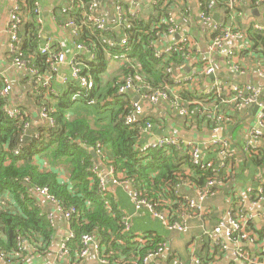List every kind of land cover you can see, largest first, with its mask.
<instances>
[{
    "label": "trees",
    "instance_id": "obj_1",
    "mask_svg": "<svg viewBox=\"0 0 264 264\" xmlns=\"http://www.w3.org/2000/svg\"><path fill=\"white\" fill-rule=\"evenodd\" d=\"M92 1H70L67 10L70 21L74 23L72 29L77 31L76 46L82 44L87 47V51H76L74 57L82 65V76L92 77L95 85L87 91L77 80L71 79L65 95H49L54 99L53 104H49L48 100L40 102L41 108L46 107L54 119V127L44 125L37 130L31 124V128L26 127L30 120L24 113L18 118H11L8 98L1 95L5 85L4 76L0 74V253L6 256L9 264H28L32 253L34 256L44 255L54 242V225L37 197V191L43 189H47L48 194L60 203L64 214L70 213L72 217L69 225L73 238L67 242L62 257V260L65 259L63 262L67 260L66 264L81 263L82 237L86 235L94 237L100 244L101 259L108 264H143L149 254L164 245L159 235L149 233L139 237L140 234L126 231L124 214L114 202L110 189L102 191L95 168L113 169L117 179L131 183L140 198L155 213L167 214L170 222H180L183 214H192L188 209L191 191L205 188L210 181L221 183L214 186L211 192L231 197L235 211H248L245 200L237 193V182L245 176V171L258 180L259 186H264V143L248 151L232 149L222 159L217 157L216 152L212 154L206 149L202 151V161L195 164L188 147L183 146L180 151L162 148L143 153L140 150V146L146 143L143 129L151 124L154 131L160 120L143 114L137 123H126L134 110L131 92L150 95L163 90L168 100L162 105L170 111L176 112L172 105L175 99L181 108L190 112L198 108L192 115L181 116L186 124L210 130L222 126H228L230 130L236 127L234 137L238 135L240 115L235 104L225 102L229 99L227 91L207 95L193 89V82L186 81L179 95L173 93L174 75L183 73L193 50L187 43L165 51L162 40L174 25H180L177 19L174 23H165L163 18L168 20V16L180 8L183 15L190 13V0H159L153 13L127 17L119 37L116 28L101 33L86 24L85 13ZM98 1L101 5L110 2ZM198 1L201 11L207 14L212 0ZM215 1L214 10L220 8L229 13L228 0ZM250 1L249 4H255L258 0ZM35 3L36 0H21L25 10L32 9L29 17L32 19L21 31L18 50L14 56L10 54V60L19 57L29 61V67L39 74L48 75L52 54L45 55L39 50L41 42ZM113 5L114 8L119 5L125 11L130 8L118 1ZM245 5H248L247 1ZM240 6L242 8L243 3ZM223 26L226 27L225 24ZM247 34L250 48L241 50L239 57L252 55L259 65L264 66V32L252 27ZM217 36H222V32L214 33L213 37ZM124 38L127 44L122 49L109 47L110 42H121ZM160 50L164 52L157 57ZM51 53L56 51L51 49ZM118 54L126 56L122 71L107 80L103 76L109 69V61ZM201 65L198 63L197 67L202 68ZM26 73L27 79L31 76L34 79L32 84L36 87L32 90L38 99H44L46 91L43 84L37 82L30 72ZM128 78L136 86L133 91L120 94L119 90ZM74 95H79V99L73 100ZM89 102L94 104L89 105ZM71 111L75 114L73 119L69 117ZM214 115L222 116V119L216 120ZM37 134L39 139H36ZM20 146L22 150L16 155L15 151ZM99 149L101 155L97 154ZM91 150L96 156L91 154ZM41 153L50 154L52 169L65 168L67 181L60 179L54 170L39 168L35 158ZM205 155L208 158L204 159ZM223 163L226 167H222ZM229 166L232 167L230 170ZM187 185L193 189L187 188ZM250 199L252 202L258 200V191H253ZM247 233L264 238V224L251 220ZM238 236L235 234V237ZM207 246L209 251L204 249L197 258L200 264H215V258L223 256V253L209 242Z\"/></svg>",
    "mask_w": 264,
    "mask_h": 264
},
{
    "label": "crops",
    "instance_id": "obj_2",
    "mask_svg": "<svg viewBox=\"0 0 264 264\" xmlns=\"http://www.w3.org/2000/svg\"><path fill=\"white\" fill-rule=\"evenodd\" d=\"M15 1L16 0H0V74L8 79L12 87L7 103L9 108L19 109L21 114H26L30 120L29 123L32 128L37 130L44 125L49 126L48 122L42 117L40 102L42 100H48L49 104H53L54 99L51 98L52 96H49L50 94H56L59 97L65 95L70 86L71 79H73L72 70L68 64H63L56 73H49L48 75L44 74L47 77L50 75L52 79L47 87L42 85L46 91L44 99H38V95L32 90V88L36 87L35 84H32L34 82L32 76L27 79L28 73H26V71L18 70L14 67L13 60H10L9 44L11 36L8 27L10 25ZM115 1L130 6L131 8L139 9L142 11V14L145 13L149 15L153 13L154 6L152 5L151 0H110V5L109 3L101 5L97 14L98 16L105 18L111 27L114 29L116 28L115 31L117 32V37L120 36L122 28L117 30L120 26L117 25L116 21V13L113 5ZM246 1L248 2V5H245ZM69 2L70 0H36L34 7L39 9V13H37L35 9V12L37 13L35 18L37 21H41L40 24L37 22L39 27L38 37L41 42L39 48L40 52L42 47L49 45L50 51L53 49L56 53H64L66 54L67 59L71 61L76 55L74 53L77 51V46L73 29L69 26L72 21H70L69 14L65 13V10L68 9ZM249 2L251 1L239 0L238 8L241 13L237 17H234V13L231 11L227 13L224 9H215L213 12V22L211 24H205L200 18L201 8L199 7V1L190 0V6L188 8L190 13L185 12L183 15L181 8L176 9V11H173L172 13L173 18L177 19V23L180 25L178 32L174 35L168 34L161 42L162 46L169 48L181 44L180 41L183 38H188L191 41L190 47H192L193 52L185 65L183 73L178 74H182V77H188L191 75L192 70H202L210 61H213L215 64L216 76L221 79L222 83L227 87V97L229 98L227 100L231 104H234V101L230 92H233L235 87L254 85L264 88V81L256 74L257 69L264 68V66L259 65L256 57L249 55L247 58H239V62L243 66L244 71L242 75L236 74L228 67L226 59L223 57V53L221 54L210 49L212 37L214 35L213 28L215 25L222 24H225L227 27H233L236 33H240L238 47L242 50L250 48L247 32L254 27L255 24L264 23V3L257 6V4H249ZM240 3H243L242 8ZM26 6L28 7V5ZM21 10V20L23 24L20 27L19 34L25 29V24L32 19V17L29 18L32 9L25 10L22 6ZM216 15L219 16L218 21L214 19ZM198 63L202 64V68L197 67ZM123 64L124 60L110 59L109 69L103 77L110 80L117 76L122 71ZM214 82L215 77L201 75L193 82V89L195 88L199 92L202 91L206 93L213 86ZM180 92L181 87L179 90L174 88V95H179ZM130 95L133 99V103H140L143 105V114L158 121L160 120V123L158 122V126L153 133L150 134V136H145V144H150L167 136H174L183 142L184 147H188V143H194L198 145L201 152L208 149L212 154L216 152L217 157L222 159V150L225 153L230 152L232 149L236 151H245L247 145H252V148H257L264 143L263 140L256 138L252 133V131L258 128L257 122L261 111L255 113L249 109L250 106L240 110L238 109L241 129L239 130L238 135L234 137L236 127L232 130H230L228 126H222V128L216 127L214 130L207 128L199 129L193 124H186L185 120L177 113V111H170L165 105H162V103L152 105L145 102L143 98H141L144 94L140 95L137 94V92H131ZM136 98L139 99L137 102H135ZM78 113H76V115ZM69 117L71 119L75 117L73 111L70 112ZM213 142L226 143L228 147L221 148L220 145H211ZM49 157V153H41L35 158V163L39 165L41 170L56 171L60 179L67 181L68 175L65 168L60 167L52 169L50 163L51 158ZM206 158H208L207 155L204 156V159ZM100 170L104 176L107 175V169L100 168ZM244 173L245 176L237 182V193L239 197H242V199L245 200L248 210L247 212L256 216L255 220L257 224H261L262 222L259 216L262 214V207L254 205L250 199L251 193L255 190L257 191L260 187L259 182L257 179L251 178L248 171H245ZM107 184L109 185L108 187L110 188L114 202L124 214L123 219H126L130 226L129 232H132V234L135 235L140 234L141 236L142 234L152 233L159 235L163 239L165 251L162 255V261L165 264H172L173 261L191 264L193 258L198 257V254L204 249L205 251H209L207 246L208 242L213 248H217L220 253H223V256L215 258V264H241V260L234 254L237 245L227 243L229 250L224 251L217 246L215 240H210L205 235V231L212 230L223 218L228 208L227 201L231 200L233 202L231 197L224 196V194H217L216 197L209 199L205 203L204 213L201 212L197 217L190 218L189 232L180 233L170 231L147 207L138 209L131 199L130 194L132 185H111L109 176L107 177ZM187 188L191 190L193 189L191 186H188ZM196 190L191 191L190 194L192 197H190L189 200L196 199ZM37 197L39 198L38 201H40L47 216L49 217V215H53L52 223L54 224L56 234L54 242L48 251L44 255L37 254L34 256L32 253L28 264L58 261L61 244L63 240L71 234L69 222L66 220L64 214L56 212L54 205L48 202L44 197L40 195H37ZM8 198L10 199V196H8ZM220 239L224 240V235H221ZM248 249L252 255L256 256L258 254L255 247L251 246ZM64 260L61 259L60 263L66 264L65 262H67V260L63 262ZM0 263L7 264L1 261ZM80 264H100V262L99 258H97L94 252L91 251L87 257L83 258ZM143 264L151 263L144 262Z\"/></svg>",
    "mask_w": 264,
    "mask_h": 264
},
{
    "label": "built area",
    "instance_id": "obj_3",
    "mask_svg": "<svg viewBox=\"0 0 264 264\" xmlns=\"http://www.w3.org/2000/svg\"><path fill=\"white\" fill-rule=\"evenodd\" d=\"M72 3L75 2V0H70ZM159 0H151L152 5L155 7L158 4ZM239 0H228V8L231 12L234 13V17L239 16L241 13L238 8ZM264 3V0H258L255 4L257 6L262 5ZM216 4L215 0H212L209 3L208 9L210 10L207 14L200 12V18L201 21L205 24H211L213 22V12H214V6ZM199 7L201 8V4L199 3ZM101 8V3L98 0H93L92 3L89 6V9L86 10L85 17L87 19L86 24L90 28H94L99 30L101 33L103 32H110L113 28L108 24L107 20L105 18H102L98 16L97 12ZM22 4L21 0H16L15 5L13 8L12 16L10 25L8 27L9 34L11 36V41L9 44V50L10 54L14 56V54L17 52L19 44H20V27L23 24L21 20V10ZM116 13V21L117 25L123 28V23L126 22L127 17H138L142 14V11L136 8H129L127 11H125L121 6L117 5L114 8ZM36 12L39 13V9H36ZM65 13H69L67 9L65 10ZM168 20H165L163 18V21L165 23H174L175 19L173 18V14H170ZM39 24L41 23L40 20H38ZM69 26L72 28L74 26L73 22H70ZM254 29L260 32H264V23L263 24H255ZM179 30V27L174 25L173 28H171L170 33L171 35H174ZM217 32H222V36L212 37V44L210 46L211 50L217 51L219 53H223V57L226 59L227 65L229 68H231L236 74L242 75L243 74V66L239 62V52L242 50L238 47V40L240 33H236V31L233 29V27H224L222 25H215L213 28V34ZM73 34L74 36L77 35V31L75 28H73ZM181 44H187L189 43L191 46V41L188 38H183L180 41ZM127 44L126 38H124L121 42H110L109 47L111 49L119 48L122 49ZM173 47L165 48V51H170ZM249 48L245 49L248 50ZM77 51H87V47L85 45L79 44L77 45ZM163 50L157 51V57H160L163 54ZM42 54H52L50 56L51 64H50V74L56 73L60 66L63 64H68L71 67L72 70V76L73 79L77 80L80 83L81 88L91 91L94 88V80L92 77L82 76V65L81 63L77 62L76 57H73L71 61L67 59L66 54L64 53H51L50 46L46 45L41 48ZM126 56L124 54H118L111 58V60H125ZM29 61L20 59L19 57H13V65L20 71H27L30 72L33 76L36 77L37 82L42 83L44 86H48L50 84V80L52 79L49 75V77L45 76L44 74H39V72L33 68L29 67ZM168 72H171V70H168ZM257 76L264 81V68H259L256 71ZM206 75V76H214L215 82L213 86L206 92L207 95L210 94H220L221 91H227V87L222 83V80L219 79L216 76L215 72V64L213 61H210L208 65L204 67L202 70L194 69L191 71V75L186 77L182 74H176L174 75L175 81V88L178 90L180 87L183 86V83L186 81L194 82L199 76ZM4 89L1 92V95L4 98H8L11 94L12 87L10 85V82L8 79L4 77ZM134 81L131 78H128L125 84L120 88L119 92L120 94H127L129 91H133L134 87ZM176 96L178 94H175ZM230 95L234 101V104L236 105V109L240 110L245 107L249 106H259L261 108V113L258 118L257 122V129L252 131L254 136L260 140H263L264 137V101L262 98L264 97V88L257 87L254 85H243L241 87H235L233 92H230ZM141 98L145 102H148L152 105H158L162 103L163 101L168 100V95L163 90H158L154 92L153 94H144ZM79 99V95H74L73 100ZM226 103H230L228 100L225 101ZM89 105L94 104L93 102H89ZM198 104V103H196ZM173 107L176 109L177 113L180 116H186V115H192L194 114V111L197 110L196 108L193 111H188L185 108H181V105L177 103V99L173 101ZM11 118H18L21 114L19 109H12L8 111ZM143 114V105L140 103H134V110L129 117L126 119V123L131 125L134 123H137L141 115ZM42 117L43 119L48 122L49 126L54 127L55 121L50 116V112L47 110L46 107L42 108ZM214 119L221 120L222 116H215ZM30 123H26V127H29ZM153 133L152 125L148 124L143 129L144 136H150V134ZM40 136L37 134L36 139H39ZM188 148L190 149V156L195 164H199L202 161V152L199 149L197 144L194 143H188ZM211 145H220L222 147H228L226 143L222 142H213ZM99 148H101L99 146ZM167 148V150L176 149L181 150L183 148V142L175 138L174 136H167L161 139H158L150 144H143L140 146V150L143 153H147L149 150H156V149H162ZM249 149H255L252 148V145H247L245 147V151H248ZM22 150V146H20L16 151L15 154L18 155ZM97 154L101 155L102 151L99 149L97 151ZM221 155L223 158H226L229 155L228 153H225L223 150L221 151ZM222 167H226V164L223 163ZM232 167L229 166V170ZM95 173L98 175L101 183V189L102 191H107L110 189L107 184V177L110 178L111 185H129L131 186V183L126 181H121L120 179H117L115 171L113 169H107V175L104 176L100 170V168H95ZM264 182V181H263ZM221 185L220 182L210 181L207 183L205 188L203 189H197L196 190V199L189 201V211L192 212V214L186 213L182 215V220L180 222H170L168 219L167 214H160L155 213L151 206L147 205L144 200H142L139 196V193L137 190L133 189L131 190V199L133 200L135 206L139 209L142 207H147L149 210L153 212L155 217L160 219L165 226L170 231L180 232V233H188L190 230L189 220L193 216H198L199 214L204 213L205 209V203L217 196L216 192H211L212 188L214 186ZM258 200L253 202L254 205H259L262 207V214L259 216L261 222L264 224V186H260L258 188ZM38 194L42 197H44L48 202L52 203L55 207V211L59 213H63L62 206L60 203L51 195L48 194L47 189L38 190ZM228 208L223 216V218L220 220L217 226H215L210 231H205L206 237H208L210 240H215L217 243V246L220 247L222 250L227 251L229 250V246L227 243H233L234 245H237V248H235L234 254L241 260V264H264V238H259L257 236H251L249 233H247V225L251 220H255L256 216L253 214L247 212V211H235V209L232 207L233 202L231 200L227 201ZM74 212V211H73ZM72 212V213H73ZM64 214V213H63ZM66 220L69 222L71 217V214H64ZM48 219L52 222L53 215H49ZM124 223L126 225V231H130V226L127 223V220H124ZM54 225V224H53ZM235 234H239L238 237H235ZM224 235V240L220 239V236ZM141 236V235H140ZM139 236V237H140ZM73 238V234L71 233L66 239L63 240L61 244V250L58 256V261L55 262H41L37 264H61L60 260L62 259L65 250L67 242ZM142 241V239H141ZM82 243H83V250L80 253V257L83 259L87 257L91 251L94 252V254L99 258V262L101 264H108V262L104 259H101L102 255V248L100 244L96 241V239L92 236L86 235L82 237ZM255 247L256 252L258 253L256 256L252 255L250 253L249 247ZM22 248H26L25 246H22ZM165 251V245H163L157 252L149 254L144 262L145 263H151V264H165L162 261V255ZM0 261L5 262L9 264L6 260V256L3 253H0ZM172 264H184L182 262L173 261ZM191 264H200V260L197 257H194Z\"/></svg>",
    "mask_w": 264,
    "mask_h": 264
},
{
    "label": "water",
    "instance_id": "obj_4",
    "mask_svg": "<svg viewBox=\"0 0 264 264\" xmlns=\"http://www.w3.org/2000/svg\"><path fill=\"white\" fill-rule=\"evenodd\" d=\"M214 19H215L216 21H218V20H219V16L216 15V16L214 17ZM119 29H121V27H118L117 30H119ZM188 70H189V69H188ZM212 77H214V76H212ZM138 100H139V99L136 98V99H135V102H137ZM249 109H250L251 111H254L255 113H258L259 111H261V108L258 107V106H250ZM91 154H92L93 156H96V153H95L94 150H91ZM257 221H259V220H257Z\"/></svg>",
    "mask_w": 264,
    "mask_h": 264
}]
</instances>
